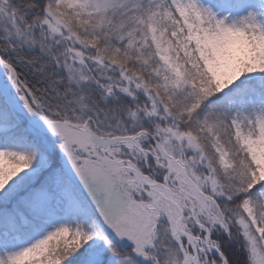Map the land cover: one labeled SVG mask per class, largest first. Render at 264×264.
Segmentation results:
<instances>
[{
	"label": "snow or ice",
	"instance_id": "1",
	"mask_svg": "<svg viewBox=\"0 0 264 264\" xmlns=\"http://www.w3.org/2000/svg\"><path fill=\"white\" fill-rule=\"evenodd\" d=\"M0 264H264V0H0Z\"/></svg>",
	"mask_w": 264,
	"mask_h": 264
}]
</instances>
